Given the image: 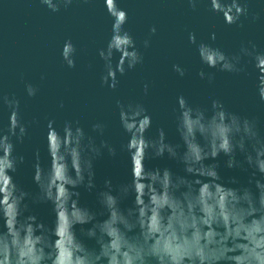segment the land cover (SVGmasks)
I'll list each match as a JSON object with an SVG mask.
<instances>
[{"label":"water","instance_id":"water-1","mask_svg":"<svg viewBox=\"0 0 264 264\" xmlns=\"http://www.w3.org/2000/svg\"><path fill=\"white\" fill-rule=\"evenodd\" d=\"M220 3L226 19L233 4L246 9L240 16L243 27L225 23L223 11H213L211 0H195V8L189 0H50V4L0 0V134L7 131L11 114L5 97L19 102V115L28 125V136L15 150L24 163L14 173L7 170L8 146L0 141V245L6 238L16 243V234L8 233L17 224L23 245L32 244L39 233L46 264H99V248L110 254L112 264H125L143 247L165 254L164 264L264 261V143L248 146L251 166L228 168L223 154L205 161L218 164L217 170L206 166L204 148L215 155L226 146L219 141L230 142L241 130L235 123H221L223 113L208 119L197 113L190 125L198 134L186 137L185 172L184 165L167 153L143 158L145 123L137 119V112L123 117L130 136L120 126L117 101L143 104L152 118L148 137L155 138L163 128L167 141L180 144L183 151L174 123L176 98L182 94L193 106L205 108L219 98L229 110L255 118L264 134V101L257 94L258 86L264 87V59L234 75L208 69L198 51L202 43L229 56L252 44L264 51V0ZM120 10L127 13L121 28ZM125 32L132 36L143 62L124 76L117 73L119 83L113 90L102 83L106 62L100 52L107 51L111 39L116 47L124 44ZM67 41L75 48L70 56L75 67H69L62 55ZM70 53L66 49L65 55ZM201 54L208 62L217 56L211 48ZM120 58V52L113 53V68ZM173 65L185 75L181 77ZM202 69L216 72L212 84L197 75ZM28 85L36 89L35 96L28 95ZM50 120L55 125L48 128ZM65 121L74 127L79 122L97 144L106 140L112 145L116 155L105 149L93 160V143L79 130L64 126ZM97 123L104 126L102 136L92 131ZM36 158L43 167L42 203L33 202L39 192L33 179ZM236 158L244 160L239 153ZM93 168L96 186L89 191L82 181ZM166 168L174 175L145 171ZM106 180L113 188L130 184L134 193L125 196L126 189L121 188L119 200L109 199ZM13 185L30 194L19 215ZM87 228L93 229L92 238L84 232Z\"/></svg>","mask_w":264,"mask_h":264},{"label":"clouds","instance_id":"clouds-1","mask_svg":"<svg viewBox=\"0 0 264 264\" xmlns=\"http://www.w3.org/2000/svg\"><path fill=\"white\" fill-rule=\"evenodd\" d=\"M44 3L50 4V0H43ZM68 3L71 0H67ZM190 5L195 8V0H189ZM212 10L213 11H223V6L220 3V0H211ZM234 9V12H233ZM55 10V9H54ZM123 13V19L120 22V28L127 21V13L123 10H120ZM246 14V9L240 6L232 5V12L229 18H225L224 11V19L225 23L228 25L236 24L238 27H243V23L240 22V16ZM255 19H259V17H255ZM115 20V18H114ZM150 31L154 34L156 29L153 27ZM121 34V33H120ZM125 39V43L116 47L113 44L112 39L109 41L107 51H101L100 56L105 60V68L106 75L102 77V83L107 84L109 88L115 89L119 83L117 79V73L120 76H124L127 70L134 69L138 64L143 62L142 55L135 50V42L131 35L128 33L121 34ZM215 40V34L211 37ZM191 42H195V37L193 34H190L189 37ZM145 47L148 46V41H145ZM71 49L70 55H65L66 49ZM205 48H211L216 53L217 56L214 57L212 62H208L202 56V50ZM199 55L202 64L206 65L208 69L218 70L222 73H229L234 75H239L240 73H245L247 71L248 65L252 67H256L260 61V59H264V51H261L257 48L255 44L251 45V48L242 46L240 53L229 56L219 48H214L210 44H200ZM75 52L74 46L70 41L65 42L62 55L67 62L69 67H75V61L70 58L71 54ZM114 52H120L121 58L116 64L115 68H113L111 64V57ZM125 64H127V69L125 68ZM174 71L178 72L181 77L185 75V71L179 67V65H173ZM202 80L207 79L209 84H212L216 79V72H205L203 69L197 74ZM145 93H147L148 85H144ZM27 92L29 96H35L36 89L31 85L27 86ZM257 94L261 101H264V87L260 85L257 88ZM5 103L9 109H11V114L9 116V122L7 131L0 134V141H2L5 145L8 146V151L6 152V158L9 162V168L7 169L10 172H16L17 168L20 164L24 163V157L15 154L16 145L18 143H22L25 137L28 136V125L23 122L22 118L19 115V102L15 100H9L5 97ZM176 110L174 123L176 132L180 137V140L183 145V151H180V144H172L167 141V136L163 128H160L157 132L155 138H149L147 133L148 130L152 126V118L148 114V110L144 107L143 104L139 103H129L127 105L122 104L120 101H117V106L119 109V117H120V126L123 129L124 133L127 136H130L125 125L126 121L123 118L125 114L131 113L133 111L138 113L137 119L143 120L145 123L144 133L142 135V139L144 141V149H143V158L152 156V157H161L164 156L165 153L172 159L178 160L180 163L184 165V171L187 172L188 161L186 160V156L189 152V147L187 144L186 137L191 134L193 136L197 135V130L190 125V120H194L197 116V113H203L206 119L211 116H215L218 113H223V120L221 123L225 125H232L235 123L239 129L241 130L239 134L234 135L230 142L219 141L218 143H226V146L220 148L216 151L215 155H211L210 148H204V156L202 158V162L205 163L207 160H216L221 154L228 157L227 159V167L228 168H242L245 163H248L251 166L250 161L247 159L248 156V146L253 143H264V134L261 133L257 126V121L255 118H249L247 116H242L236 112H233L228 109V107L224 104L222 100L219 98L212 99L210 108H205L201 106H193L182 94L177 96L176 98ZM63 105H61L62 107ZM187 116V119H186ZM50 125H55L54 120L48 121V128ZM64 126H71L74 129L79 130L85 139L89 140L93 143L96 148L95 154L93 156V160L97 159L99 156L103 154V150H107L109 155L115 156L116 149L110 145L106 140H101L99 144L96 143V140L93 136L89 135L85 132L84 128L79 125V122H76L75 127L73 126L72 121H65L63 123ZM92 131L98 133L99 135L104 134V126L101 124H93L91 126ZM48 134V132H47ZM243 142V146H242ZM125 150H127V144L123 146ZM39 153V149L36 150V154ZM242 154L244 157L243 162L237 160V154ZM206 164V163H205ZM206 166L213 167L215 170L218 169V164H206ZM34 182L37 184L39 188V192L36 196L33 197V202L42 203V176H43V167L42 162L36 158L34 164ZM145 171H158V172H169L174 175L170 169H148ZM264 171V169H261ZM218 172V171H217ZM219 173V172H218ZM180 178L179 176H176ZM95 172L94 168L91 174H86L84 181H82V185L87 190H92L95 188L94 183ZM121 188H125L126 192L125 196H128L130 193H134V189L130 184L119 185L117 188H113L110 180L105 181V190L107 192V197L113 200H119L121 198ZM13 199L17 203L18 207V215L20 206H26L24 201L29 198V193L25 192L17 185H13L12 188ZM101 193H97L98 203L101 206H104L103 200L100 198ZM18 218V217H17ZM33 224H37V218L33 216L32 218ZM89 223L85 221L86 225ZM37 227L39 225L37 224ZM84 232L88 235V238H92L91 234L93 233L92 228L83 229ZM19 225H13V231L8 233V236H13V233L16 234V243H13L10 239H5L3 244L0 245V260L3 261V264H46L44 260V256L41 255L43 249L40 247V239L39 233H36L35 241L30 245H23L19 241ZM96 255L100 257L99 264H112L110 254L105 251L103 248H99L96 251ZM164 256L161 252H158L151 247H143L138 251L133 252L130 257L125 261V264H164ZM261 264H264V261H261Z\"/></svg>","mask_w":264,"mask_h":264}]
</instances>
